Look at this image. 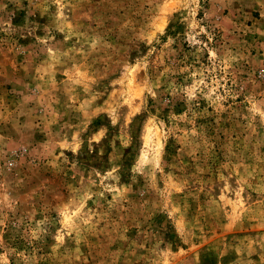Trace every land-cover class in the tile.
Returning <instances> with one entry per match:
<instances>
[{"label": "rangeland", "instance_id": "374dc122", "mask_svg": "<svg viewBox=\"0 0 264 264\" xmlns=\"http://www.w3.org/2000/svg\"><path fill=\"white\" fill-rule=\"evenodd\" d=\"M0 264H264V0H0Z\"/></svg>", "mask_w": 264, "mask_h": 264}]
</instances>
